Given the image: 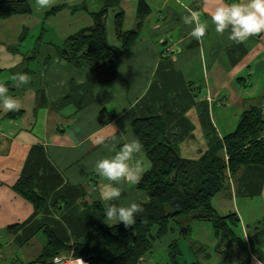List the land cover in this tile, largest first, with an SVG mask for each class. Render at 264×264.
Listing matches in <instances>:
<instances>
[{"label":"crops","instance_id":"1","mask_svg":"<svg viewBox=\"0 0 264 264\" xmlns=\"http://www.w3.org/2000/svg\"><path fill=\"white\" fill-rule=\"evenodd\" d=\"M140 1L120 0L108 9L107 40L121 51L119 76L109 83L97 82L83 60L68 61L59 53L69 36L93 25L100 0H55L46 10L30 0L31 12L0 18V81L22 105L15 112L0 105V264L40 259L49 232L67 246L95 235L93 205L105 208L99 195L109 182L94 164L111 154L96 142L99 137L118 150L137 138L133 120L158 116L180 156L195 160L232 132L246 110L257 107L264 114V32L243 43L229 40V30L216 33L211 13L222 0H143L149 12L137 28ZM182 3L201 12V22L208 24L203 39L190 35ZM118 14L123 32L138 30L125 49L115 29ZM18 72L30 75L23 87L13 79ZM137 158L146 160L143 151ZM20 177L31 178L45 199L43 209L15 191ZM120 186L115 203L149 199L136 186ZM212 204L220 215H237L241 243L219 242L211 223L196 219L188 224V235L175 226L165 240L154 239L155 253L149 251L138 264H264V166L248 164L228 174ZM105 220V227L112 226ZM100 255L111 259L106 246Z\"/></svg>","mask_w":264,"mask_h":264},{"label":"trees","instance_id":"2","mask_svg":"<svg viewBox=\"0 0 264 264\" xmlns=\"http://www.w3.org/2000/svg\"><path fill=\"white\" fill-rule=\"evenodd\" d=\"M29 1L1 0L0 18L31 12ZM100 1L101 8L92 12L93 25L69 36L59 47V53L68 61L78 63L83 60L93 69L97 82L109 83L119 76L117 60L121 51L108 42L105 20L109 7L117 5L120 0ZM148 12L147 4L141 0L137 8V28ZM115 29L122 39V49L129 47L137 38V29L122 31L119 14L115 17ZM132 127L143 143L146 161L151 164L136 185L148 194L149 199L146 203L138 202L142 203L144 210L137 214L135 225L130 228L121 224L105 227L104 208L95 203L91 217L95 235L82 243L67 246L49 232L42 257L28 264H46L48 258L52 259L61 250H70L74 256L83 257L90 264H138L151 250L154 239H160L175 226H182L181 233L188 235L190 229L187 226L196 219L209 221L219 242H225L229 247L242 242L236 231L239 224L237 215L218 214L212 200L227 184L228 173L235 175L248 164L264 166L262 110L257 107L246 110L232 132L195 160L181 157L176 146L166 139L160 117L136 118ZM14 189L36 210L45 207V199L34 190L31 178L20 177ZM102 246L110 251L109 261L100 255ZM169 247L174 258L177 254L174 241Z\"/></svg>","mask_w":264,"mask_h":264},{"label":"clouds","instance_id":"3","mask_svg":"<svg viewBox=\"0 0 264 264\" xmlns=\"http://www.w3.org/2000/svg\"><path fill=\"white\" fill-rule=\"evenodd\" d=\"M35 3L38 8L46 10L54 5L55 0H35ZM181 7L186 12L182 16L183 23L191 26L190 35L197 40L203 39L208 24L201 22V12L183 3ZM211 20L216 33L223 35L229 30V40L243 43L252 35L264 32V0H222L211 13ZM13 79L17 87H23L30 82V75L18 72ZM0 105L5 112L19 111L22 107L19 100L9 93V86L4 81H0ZM110 139L115 141L116 137ZM96 142L111 153L96 160L94 164L95 172L109 182L99 195L100 200L105 202V222L109 225L123 222L125 227L135 225L137 214L144 210L142 203L130 202L125 205L115 202L122 196L121 184L132 187L138 185L144 173L151 167L148 161L137 158L143 151V143L132 138L116 150L115 143L110 144L109 138L101 136Z\"/></svg>","mask_w":264,"mask_h":264},{"label":"built area","instance_id":"4","mask_svg":"<svg viewBox=\"0 0 264 264\" xmlns=\"http://www.w3.org/2000/svg\"><path fill=\"white\" fill-rule=\"evenodd\" d=\"M88 261L83 257H76L74 255L65 256L57 254L52 257L50 264H87Z\"/></svg>","mask_w":264,"mask_h":264},{"label":"rangeland","instance_id":"5","mask_svg":"<svg viewBox=\"0 0 264 264\" xmlns=\"http://www.w3.org/2000/svg\"><path fill=\"white\" fill-rule=\"evenodd\" d=\"M228 174H229V173H228ZM170 234H171V233L169 232L168 234H166V236H170ZM166 236L163 237V240H165L164 238H168V237H166ZM170 239H171V238H170ZM156 247H157V246L155 245V246L150 250V252H151L152 254L155 253V249H156Z\"/></svg>","mask_w":264,"mask_h":264}]
</instances>
